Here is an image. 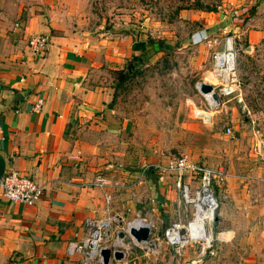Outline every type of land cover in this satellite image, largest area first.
<instances>
[{"label":"crops","instance_id":"obj_1","mask_svg":"<svg viewBox=\"0 0 264 264\" xmlns=\"http://www.w3.org/2000/svg\"><path fill=\"white\" fill-rule=\"evenodd\" d=\"M211 1L216 3L213 11L192 17V34H235L246 42L249 56L258 51L264 29L255 24L264 26V0ZM86 2L0 0L3 174L15 169L43 188L42 198L33 206L5 200L0 188V264H83L81 255H67V244L75 233L85 232L88 218L104 217L106 195H111L110 212L118 218L106 246L127 253L122 261L112 259L110 264H164L167 255L159 241L177 219L175 178L143 169L158 160L131 135L138 117L126 118L114 102L120 84L115 75L139 56L141 51L134 46L143 38L136 41L114 30L92 31L87 27ZM34 35L48 37L40 55H33L28 48V40ZM39 100L41 106L36 111ZM241 109L249 112L245 104ZM232 112L235 115L237 109L232 108ZM229 128L233 137L224 130L215 137L232 141L231 147L239 127ZM260 136L264 137L262 133ZM212 148L215 156L210 161L223 165L227 173L225 185L216 190L218 197L222 192L227 195L220 210L229 212L221 217L219 211L216 217L215 245H232L239 229L227 215L241 213L248 218L252 209L264 208V151L247 158L237 150L221 154ZM99 175L115 186L89 187ZM137 215L151 223L150 239L155 248L159 246L157 252L145 244L123 246L117 240L122 227L135 221ZM222 222L226 227L219 229ZM248 227L247 221L240 229L249 232ZM175 258L170 257L173 264ZM244 261H248L246 252Z\"/></svg>","mask_w":264,"mask_h":264},{"label":"rangeland","instance_id":"obj_2","mask_svg":"<svg viewBox=\"0 0 264 264\" xmlns=\"http://www.w3.org/2000/svg\"><path fill=\"white\" fill-rule=\"evenodd\" d=\"M87 1V27L92 31L103 33L114 30L116 34L132 36L136 41L147 35L156 42L154 48L140 52L138 57L141 60H134V72L125 83L119 84L114 99L126 118L134 114L138 117V126L131 135L146 148L148 154L164 163L185 154L192 160L214 168L223 165L210 161L215 156L212 147H216V152L221 150V154L232 149L247 158H255L256 143L264 138L259 137L260 133L264 135V41L258 45V51L249 56L244 39L241 37L236 40L243 102L221 98L220 106L211 109L196 89V84L214 83L211 74L212 50L203 45H193L189 39L194 30L192 17L201 12L213 11L215 2ZM142 25L144 29L141 30ZM255 26L264 29V26ZM165 46L169 49L164 50ZM244 104L249 112L241 109ZM232 108L237 109L235 115L232 114ZM227 125L239 127L234 131L235 140L231 147L229 142L232 141L215 137L216 134L222 135ZM209 147L211 151H208ZM257 157L261 161L259 155ZM226 214L222 212L221 217ZM227 216L239 229L232 245L214 244L202 257L198 246L187 247L177 255L167 244L162 243L164 252H167L164 264H173V260H170L172 255L176 257L174 264L184 260H187V264H264V208L252 209L248 218H244L241 213ZM247 221L249 232L240 229ZM225 227L223 222L218 225L219 229ZM245 233H248L246 238H237ZM152 250L157 252L159 246ZM245 252L248 261H244Z\"/></svg>","mask_w":264,"mask_h":264},{"label":"built area","instance_id":"obj_3","mask_svg":"<svg viewBox=\"0 0 264 264\" xmlns=\"http://www.w3.org/2000/svg\"><path fill=\"white\" fill-rule=\"evenodd\" d=\"M140 29H144V25ZM144 36L143 41L148 40L149 37ZM237 39L238 37L231 33L224 34L222 37H210L206 34L201 36L199 33H194L191 36L193 45H203L212 50L211 74L215 80L214 83L208 82V84L214 88L220 99L228 98L242 103L241 83L238 77ZM47 45L48 37L45 35H34L28 40V48L33 55L42 54ZM200 85L196 84L198 92ZM203 97L209 108H215L216 104L212 97L207 98L205 95ZM40 106L41 101L39 100L34 110L37 111ZM204 123L206 122L204 121ZM225 134L233 137L229 127L225 128ZM261 151H264V138H260L255 146L256 153L260 154ZM143 169L154 170L159 176H173L175 187L179 192L177 219L164 230L159 242L167 244L177 255L184 252L187 247L198 246L203 257L218 240L215 222L221 203L227 199V195L222 192L218 197L216 190L225 185L227 179L225 169L223 167L210 168L198 164L185 154L170 159L167 163L157 162L145 166ZM111 186L115 185L104 175L97 176L89 184V187L99 189ZM0 188L5 200L26 206L35 205L43 196L41 186L30 178L21 176L15 169L4 174L3 179L0 180ZM111 199V195H106L104 198V217L88 218L85 221V232L82 235L75 233L73 239L68 242L66 253L69 257L79 254L83 258V264H102L101 251L104 248H109L106 246V238L110 235L112 224L118 221L116 215L110 212ZM135 222L142 223V226L152 229L150 222L137 215L135 221L127 223L120 231L128 233ZM143 244L149 250L155 245L152 239Z\"/></svg>","mask_w":264,"mask_h":264},{"label":"water","instance_id":"obj_4","mask_svg":"<svg viewBox=\"0 0 264 264\" xmlns=\"http://www.w3.org/2000/svg\"><path fill=\"white\" fill-rule=\"evenodd\" d=\"M126 71L127 73H132L133 65L131 62L127 63ZM199 92L204 95L210 94L213 101L216 102L215 108L220 106V98L211 85L202 83L199 87ZM3 168V160L0 158V180L4 177ZM117 240L121 241L123 246H130L133 242L135 244L147 243L150 241V228L147 226H131L128 233L120 231L117 234ZM129 252L132 253L133 249H130ZM126 254L125 250L104 248L101 251L102 264H110L112 259L115 261H122L125 259Z\"/></svg>","mask_w":264,"mask_h":264},{"label":"trees","instance_id":"obj_5","mask_svg":"<svg viewBox=\"0 0 264 264\" xmlns=\"http://www.w3.org/2000/svg\"><path fill=\"white\" fill-rule=\"evenodd\" d=\"M155 43H156V42H155L154 40L148 38V40H146V41H141V42L136 43L135 46H134V48L139 49L140 51L143 52V51H145V49H147V48H151V47L154 48ZM165 49H169V48H168L167 46H165L164 50H165ZM157 52H158V51H157ZM134 60H141V58H139V57H134V58L132 59V65H133ZM133 68H134V67H133ZM131 75H132V73H127L126 70L118 71V72H117V78H118V80H119V83H120V84L125 83V82L131 77Z\"/></svg>","mask_w":264,"mask_h":264},{"label":"bare ground","instance_id":"obj_6","mask_svg":"<svg viewBox=\"0 0 264 264\" xmlns=\"http://www.w3.org/2000/svg\"><path fill=\"white\" fill-rule=\"evenodd\" d=\"M214 80H215V78H214ZM199 84H202V82H200ZM202 95L204 96V94H202ZM205 97H207V98H211L210 94L205 95ZM215 103H216V102H215ZM215 103H214V104H215ZM134 226H135V227L142 226V223L135 222ZM120 243H121V242H120Z\"/></svg>","mask_w":264,"mask_h":264}]
</instances>
